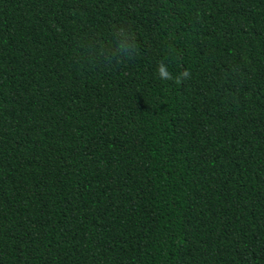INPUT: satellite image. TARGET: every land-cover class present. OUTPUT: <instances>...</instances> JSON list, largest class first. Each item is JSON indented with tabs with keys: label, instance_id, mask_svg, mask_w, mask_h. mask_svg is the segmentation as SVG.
Listing matches in <instances>:
<instances>
[{
	"label": "trees",
	"instance_id": "trees-1",
	"mask_svg": "<svg viewBox=\"0 0 264 264\" xmlns=\"http://www.w3.org/2000/svg\"><path fill=\"white\" fill-rule=\"evenodd\" d=\"M0 264H264V0H0Z\"/></svg>",
	"mask_w": 264,
	"mask_h": 264
}]
</instances>
